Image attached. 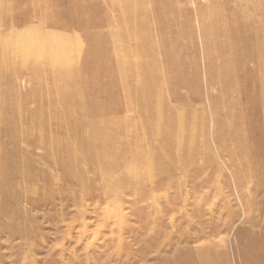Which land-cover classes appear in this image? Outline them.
<instances>
[{
	"label": "rangeland",
	"instance_id": "374dc122",
	"mask_svg": "<svg viewBox=\"0 0 264 264\" xmlns=\"http://www.w3.org/2000/svg\"><path fill=\"white\" fill-rule=\"evenodd\" d=\"M22 13L43 30L8 40ZM238 16L264 28V0H0V264H264V121L236 114L264 48Z\"/></svg>",
	"mask_w": 264,
	"mask_h": 264
},
{
	"label": "bare ground",
	"instance_id": "6f19581e",
	"mask_svg": "<svg viewBox=\"0 0 264 264\" xmlns=\"http://www.w3.org/2000/svg\"><path fill=\"white\" fill-rule=\"evenodd\" d=\"M32 7H34V6H32ZM57 7V6H56ZM135 7H136V5H135ZM59 11V8L57 7V9H54V8H49V9H46V11H44V10H42L41 8H39L38 9V16L40 17V18H43V19H48L50 22L48 23V24H46V26H48L49 28H48V30L50 31V33H54V34H56V32H59V31H62V32H70V28H68L67 27V25L65 24V22H61V23H59L58 22V24L57 25H55V23H53L51 20V18H52V16H54V15H56V13ZM90 12H92L90 9L89 10H85L84 12H83V18H85V20H83L82 21V26L81 27H79L80 29H83V31H84V29H86V28H88L89 26H90V21H88V17L90 16L89 15V13ZM130 13H133L131 10H130V12H128V14L130 15ZM227 14H229V13H227ZM81 15V14H80ZM224 15H226L225 13H224ZM230 15V14H229ZM92 16V15H91ZM135 16V15H134ZM137 16V15H136ZM222 16V15H221ZM235 16V15H234ZM122 17V19H121V21H119V24L124 28L128 23H127V17H126V14L125 15H123V16H121ZM227 17V16H226ZM240 17V18H239ZM31 18H36V16H33V14H30V15H24L23 13L22 14H19L18 16H17V18H16V20H17V24L16 25H18L19 26V28H21L20 30H19V32L18 33H16V34H14L15 33V31H11V33L10 34H7V37H8V40H10L11 38H12V36H15L14 38L15 39H20V38H22V37H25L26 35H27V37H29V35L28 34H25L27 31H31V32H38V33H40L41 32V28H42V26L41 27H39V26H37V28H32L31 26H26V27H22L24 24H25V21H26V19H31ZM221 18V17H220ZM222 18H225V17H222ZM134 20H135V18H133ZM144 19V18H143ZM146 19H148V18H146ZM227 19H229V17L227 18ZM237 19H241V27H239V28H237V33H238V35L239 36H242V37H245V39H246V37L248 36L249 38H250V36H251V39L252 40H254L255 42H254V44H256V46L257 47H255V49H258L259 47H261V48H264V28H263V26L261 25V24H259V22L258 21H260V20H258V21H254V23H252V25L253 26H255L256 25V28H257V31L255 30V32L253 33V32H251V30H252V28H253V26L251 27V29L247 26L248 25V19H244V18H242V16H238L237 17ZM133 20V21H134ZM142 20V19H141ZM175 21V20H174ZM219 21V20H218ZM239 21V20H238ZM135 22V21H134ZM137 22V21H136ZM140 22V21H139ZM237 22V21H236ZM235 22V23H236ZM21 23H23V24H21ZM132 23V22H131ZM146 23H148V21L146 20ZM135 24V23H134ZM139 24V23H138ZM93 25H98V24H96V23H94ZM110 24L109 23H106L105 24V26H109ZM229 26H231V25H229ZM102 27V26H101ZM231 27H233V26H231ZM132 28V27H131ZM144 28V27H143ZM146 28V27H145ZM144 28V29H145ZM229 30L230 29H232V28H229V27H227ZM255 28V29H256ZM140 29V28H139ZM42 30H43V28H42ZM133 30V29H132ZM131 30V31H132ZM135 30V29H134ZM205 30V29H204ZM226 30V29H225ZM18 31V30H17ZM147 31V30H146ZM232 31H233V29H232ZM231 31V32H232ZM252 31H254V29L252 30ZM225 33V32H224ZM229 33H230V31H229ZM235 32H233L232 34H234ZM236 33V34H237ZM61 34V33H60ZM67 34V33H66ZM205 34L207 35V32H206V30H205ZM236 34H234V35H236ZM62 35V34H61ZM150 35V34H149ZM206 35H205V37H206ZM16 36H19V37H16ZM69 36V35H68ZM141 36V35H140ZM152 36V35H151ZM163 36V35H162ZM230 36V35H229ZM238 36V37H239ZM26 37V38H27ZM233 37H236V36H233ZM127 38H129V37H127ZM222 38H225V37H223L222 36ZM230 38H231V36H230ZM237 38V37H236ZM14 39V40H15ZM232 39V38H231ZM241 39V38H240ZM133 40V38H129L128 39V41H132ZM223 40H225V39H223ZM237 40V39H236ZM236 40H234L233 42H235ZM242 40V39H241ZM32 42H34L35 44H38V40H34V39H32L31 40ZM153 41V40H152ZM151 41V42H152ZM160 41V40H159ZM226 41V40H225ZM8 42V41H7ZM11 41H9V44L11 45V47H13V52L15 53H20V55L21 54H23L25 51H27L26 50V48H27V45H29V44H31V43H29L30 41L29 40H26L25 42H22V40L20 41H18V42H16V44H15V42L13 41V42H11ZM134 42H136L135 40H134ZM219 42H221V41H219ZM228 42H230V41H228L227 40V45H229V43ZM152 43H154V42H152ZM222 43V42H221ZM225 43V42H224ZM8 44V43H7ZM103 44H105L106 46L105 47H109V45L110 46H112V42H109L108 40H107V42H104ZM226 44V43H225ZM230 44H232V42L230 43ZM251 44H253V43H251ZM9 45V46H10ZM32 45V44H31ZM38 45H40V44H38ZM37 45V46H38ZM152 45V44H151ZM154 45H155V43H154ZM219 45H222V44H219ZM36 46V47H37ZM29 47V46H28ZM171 47V46H170ZM2 48V47H1ZM1 48H0V51H1ZM6 48H8V47H6ZM46 48V47H45ZM231 48V47H230ZM43 49V48H42ZM15 50V51H14ZM258 50H260V49H258ZM3 51V50H2ZM45 51V50H44ZM232 51V49L230 50V52ZM1 54V53H0ZM46 55H47V52L45 53ZM49 54V53H48ZM165 54V53H164ZM168 54V53H167ZM17 55V54H16ZM222 55V54H221ZM225 55H226V53H225ZM230 55V56H229ZM227 57L229 58H231V55H234V53L232 54H229ZM35 56H38V54H36ZM42 56V55H41ZM167 56V55H166ZM27 57V56H26ZM37 60V59H36ZM47 60V59H46ZM166 60V59H165ZM52 61H53V59H52ZM61 62V61H60ZM158 62V61H157ZM230 62V61H229ZM232 62V61H231ZM242 64V63H241ZM62 65V64H61ZM259 68H260V66H258ZM61 68V67H60ZM257 68V67H256ZM258 69V68H257ZM231 70V69H230ZM261 72H264V71H262V70H260ZM122 72V71H121ZM254 72H251L250 74H252V75H254L253 74ZM237 74V76H239V75H241L240 74V72H237L236 73ZM264 74V73H263ZM263 74H261L262 75V77H263ZM119 75V74H118ZM245 75V74H244ZM243 75V76H244ZM249 78H251V77H249ZM245 79H246V77H245ZM255 79V78H254ZM230 80V79H229ZM235 80H237V79H235ZM241 80V79H240ZM257 80V79H256ZM259 80V79H258ZM257 80V81H258ZM261 81H262V79H260ZM249 82V81H248ZM232 83H235V82H232ZM237 83V82H236ZM247 83V82H246ZM263 83H264V81H263ZM231 84V83H230ZM252 84H254V83H252ZM256 84V83H255ZM242 86V85H241ZM260 86H262L261 84H260ZM67 87V86H66ZM125 87V86H124ZM148 87H150V84H149V86ZM249 88V87H248ZM248 88H246V90L248 91ZM259 88H264V84H263V86L262 87H259ZM243 89V88H242ZM82 91V90H81ZM86 91V90H85ZM83 92V91H82ZM81 92V93H82ZM87 92V91H86ZM85 92V93H86ZM245 93V92H244ZM84 95V94H83ZM76 96H77V94H76ZM247 98H250V97H248V95H247ZM250 101L249 102H246L243 106H241V108H238L237 109V115L238 116H240V117H243L244 115H245V113L248 111L249 113H251V116L249 117V118H247V120L245 121V124L247 125V126H249L250 128H253L254 126H256V128H259V127H261L260 125H262V122L264 121V117H263V115H262V113H261V110L259 111V109L258 108H256V107H258L259 105H261V102H263L264 101V97L263 96H258V97H256V98H250L249 99ZM251 104H252V106H251ZM264 137H260L259 138V144H262V142L264 141V139H263Z\"/></svg>",
	"mask_w": 264,
	"mask_h": 264
}]
</instances>
